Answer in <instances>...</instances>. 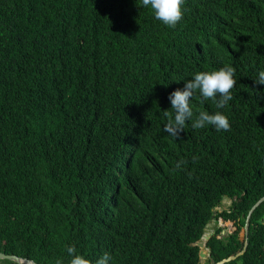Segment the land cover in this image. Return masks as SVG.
Returning a JSON list of instances; mask_svg holds the SVG:
<instances>
[{"label":"trees","instance_id":"16d2710c","mask_svg":"<svg viewBox=\"0 0 264 264\" xmlns=\"http://www.w3.org/2000/svg\"><path fill=\"white\" fill-rule=\"evenodd\" d=\"M139 2L0 0V251L39 264H69L67 246L93 262L197 264L224 195L235 200L215 218L236 230L210 237L207 262L241 249L264 195V86L253 84L264 0H185L175 28ZM226 64L236 85L218 111L231 130L188 121L179 139L165 134L166 90ZM211 102L194 98L193 112ZM224 264H264V201L246 251Z\"/></svg>","mask_w":264,"mask_h":264},{"label":"clouds","instance_id":"9594fccd","mask_svg":"<svg viewBox=\"0 0 264 264\" xmlns=\"http://www.w3.org/2000/svg\"><path fill=\"white\" fill-rule=\"evenodd\" d=\"M139 3H141V6L145 7L148 11H150V9L152 10L153 13L152 12L151 13L154 20L160 21L162 24H164L169 28H175L177 23L182 20L184 15L183 5L185 3V0H140ZM67 50H68V39L65 36V33H63L60 39V51L63 54H66ZM235 74H236L235 68L226 64L217 70L197 72L194 74L192 78L184 80V83L182 82L178 85H175L167 89L164 94L165 105L163 110L164 121L162 122V131L165 134H168L169 136L177 140L180 138V134L184 132L186 122L188 121L191 123L193 129L214 127L216 131H221V130L230 131L231 125L228 117L222 114L218 110L226 107L229 101L233 99L232 90L236 85ZM253 84L254 86H264V71H260L258 73V76L256 80L253 82ZM194 98H197L198 102L201 105H203L206 101L211 100L212 101L211 104L213 105V107L212 108L210 107L207 111L199 110L198 113L193 112L191 102ZM213 112L215 113L212 114ZM192 160L195 162L196 160H198V157L193 156ZM186 164L187 161L181 159L176 162L175 169L183 170V167ZM223 198L231 199V204L229 208L232 206V202L235 200V197H228L225 195L222 196L219 204L212 208L210 220L216 222L219 221L220 223L228 222L229 224L223 225L224 228H226L227 226L231 227V224H234V221L224 220L220 216H217V218H215L216 213L225 210V209H222L220 211L215 210L220 205L221 200ZM207 224L203 229V233L201 237L199 238V240L196 241V242H201L202 238L204 239L208 238L205 239V249L207 250V255L204 258L208 257L209 255V247L206 246V243L212 235H215L217 238H223L228 236L230 233H233L236 230V229L234 231L231 230L225 235L223 230H220V234L212 233L210 235H205L207 234L206 233ZM241 231L243 233V227L241 228ZM237 237L240 241L243 242V239L239 236V233H237ZM66 251L68 256L71 257L69 264H109V262L112 260V256L108 252L103 253V255H101L98 259H96L93 262L92 260L85 258L83 255L76 254L77 249L75 248V246H67ZM20 257L33 260L32 258L25 256H20ZM33 261L36 262L35 260ZM200 262H202L201 259ZM56 264H62V262L58 260Z\"/></svg>","mask_w":264,"mask_h":264},{"label":"water","instance_id":"95a60500","mask_svg":"<svg viewBox=\"0 0 264 264\" xmlns=\"http://www.w3.org/2000/svg\"><path fill=\"white\" fill-rule=\"evenodd\" d=\"M263 201H264V195L261 196L248 210V213L246 215L245 222L243 225V233L241 235V238L243 239L242 248L240 250H238L235 254L230 255L226 258H223L220 261L216 262L215 264H224L226 262L232 261L245 252L247 244H248V229H249V222H250L251 215H252L254 209ZM205 239H208V238H205ZM205 239L202 238L201 242L195 243L200 248L199 257L201 260L207 255V250L205 249ZM0 258H7L10 260H14L19 264H22V263H24V264H37L33 260H30L27 258H22L18 255L6 254L3 252H0ZM198 264H203V262H200Z\"/></svg>","mask_w":264,"mask_h":264},{"label":"rangeland","instance_id":"374dc122","mask_svg":"<svg viewBox=\"0 0 264 264\" xmlns=\"http://www.w3.org/2000/svg\"><path fill=\"white\" fill-rule=\"evenodd\" d=\"M230 204H231V199L223 198L221 200L220 205L215 210L220 211L222 209H227V208H229ZM225 224H229V223L228 222H226V223H220L219 221L216 222V221L210 220V222L207 224V232H206L207 234H205V235H210L212 233H218V234H220V230H223L224 235L227 234L232 229H231L230 226H227L226 228H224L223 225H225ZM218 225H221V226H218ZM238 233H239V236L241 237V234H242L241 229H240V231ZM207 259H208V257L203 258L202 259V262L204 264H206V263L209 264V262H207Z\"/></svg>","mask_w":264,"mask_h":264},{"label":"flooded vegetation","instance_id":"af4514ba","mask_svg":"<svg viewBox=\"0 0 264 264\" xmlns=\"http://www.w3.org/2000/svg\"><path fill=\"white\" fill-rule=\"evenodd\" d=\"M231 229L233 231L236 229L234 224H231ZM0 252L6 253V254H12V253L5 252L4 250H1ZM0 264H18V263L16 261H14V260H10V259H7V258H0Z\"/></svg>","mask_w":264,"mask_h":264}]
</instances>
